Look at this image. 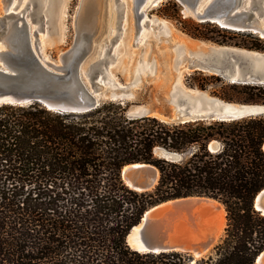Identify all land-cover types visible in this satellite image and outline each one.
<instances>
[{"label": "trees", "instance_id": "obj_1", "mask_svg": "<svg viewBox=\"0 0 264 264\" xmlns=\"http://www.w3.org/2000/svg\"><path fill=\"white\" fill-rule=\"evenodd\" d=\"M188 79L225 101L264 104V84L226 83L201 71ZM129 106L106 100L71 112L0 104V264H255L264 248V215L253 207L264 187V115L174 123L132 114ZM135 162L157 169L153 189L125 184L122 169ZM189 195L224 207L212 254L127 245L148 208Z\"/></svg>", "mask_w": 264, "mask_h": 264}, {"label": "water", "instance_id": "obj_2", "mask_svg": "<svg viewBox=\"0 0 264 264\" xmlns=\"http://www.w3.org/2000/svg\"><path fill=\"white\" fill-rule=\"evenodd\" d=\"M143 1L134 0L137 26L144 11L141 9ZM177 1L198 22L216 23L229 30L251 31L264 36V19H260L261 12L253 7V2L262 1L261 5H264V0H211L203 5L202 0ZM0 26H3V21H0ZM22 32L21 47L8 54L11 64L6 66L0 62V104L38 102L56 111L80 112L95 108L107 99L121 98L106 93L107 64L94 75L84 69L85 59L93 48L94 31L79 30L72 44L60 53L59 64L47 60L42 62L38 46L30 45L25 30ZM106 44L114 59L113 46L108 41ZM191 59L183 67L188 72L220 74L231 83L264 84L263 52H248L238 60L220 56L219 53H212L207 59ZM184 93V98L178 100L172 115L160 117L162 120L184 123L264 115V104H234L213 98L208 104L200 105L197 94ZM132 113L140 114V111ZM156 153L169 158L177 157L176 153L161 149H157ZM122 178L130 188L147 191L157 184L158 171L150 163L135 162L123 167ZM222 206L220 201L205 195H189L159 202L148 208L130 228L126 243L138 252L176 251L193 258L205 256L214 251L220 239ZM253 207L264 215V187L255 195ZM255 264H264V248L256 255Z\"/></svg>", "mask_w": 264, "mask_h": 264}, {"label": "rangeland", "instance_id": "obj_3", "mask_svg": "<svg viewBox=\"0 0 264 264\" xmlns=\"http://www.w3.org/2000/svg\"><path fill=\"white\" fill-rule=\"evenodd\" d=\"M7 1L11 0H0V21L16 19L17 11L21 9L25 15L29 12L27 19L31 22V29L39 30L33 39L42 45L44 53L55 63H60V53L72 44L79 30L94 31L93 48L85 59L84 69L94 75L107 64L106 93L121 96L115 100L129 103L130 113L139 110L140 114L159 119L170 117L178 100L184 98V92L197 94L200 105L208 104L213 98L227 103L253 104L225 101L208 90L190 86L188 78L195 71L188 72L183 67L190 58L207 59L212 53L236 60L248 52L264 53V50L251 48L255 45L264 48V38L257 33L198 22L183 13L184 7L177 0H159L157 4L147 6L141 20L142 27L137 26L132 0H95L91 20L81 22L79 14L83 0H15L13 9L6 11L4 5ZM261 2H253V7L261 12L260 19H264ZM3 32L0 26L2 50L6 47ZM107 41L113 46L114 59L109 54ZM217 75L231 83L224 76ZM212 86L221 89L216 81ZM225 224L226 217L220 238Z\"/></svg>", "mask_w": 264, "mask_h": 264}, {"label": "bare ground", "instance_id": "obj_4", "mask_svg": "<svg viewBox=\"0 0 264 264\" xmlns=\"http://www.w3.org/2000/svg\"><path fill=\"white\" fill-rule=\"evenodd\" d=\"M134 3V0H132ZM211 0H202V5L207 4ZM8 2V1H7ZM159 0H144L143 4L141 6V9L145 11V8L151 4H157ZM15 4V0H11L8 3L4 5V8L6 11H10L13 9V5ZM248 4V3H247ZM95 8V0H83L82 5L80 7V14H79V21L81 22L82 20L85 19H90L93 16V11ZM26 9L23 11L25 12ZM144 11L141 16L140 22L138 23V27H142L143 21L142 18H144ZM186 9L183 10L184 14H187ZM27 16H29V12L26 13V15L22 12L21 10L17 11L16 19L11 20L8 19L7 21L3 22V29L4 32L2 33L4 42H6V47L5 49L2 50V47H0V62L3 63L4 65L8 66L10 63L9 61V56L8 54L10 52H14L18 50L21 47V36H23L22 30H25L26 37L29 39L30 45L34 47L38 46L41 56H39L40 60L43 62L45 60L51 61V59L44 53L42 45L40 43H37L35 39H33V35H36L38 33V28L31 29V22L29 19H27ZM91 20V19H90ZM20 21V22H19ZM86 21V20H85ZM88 21V20H87ZM89 22V21H88ZM7 24V25H6ZM83 24V23H82ZM84 25V24H83ZM86 25V23H85ZM261 37L264 38L262 34H259ZM53 62V61H52ZM224 208L223 206L220 208V215H221V229L222 226L224 225ZM221 229H219V233L221 232Z\"/></svg>", "mask_w": 264, "mask_h": 264}]
</instances>
